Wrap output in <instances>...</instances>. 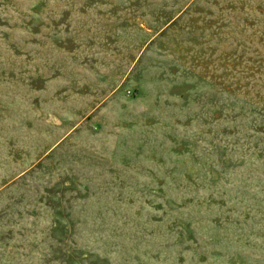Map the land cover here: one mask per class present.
I'll return each instance as SVG.
<instances>
[{"label": "rangeland", "instance_id": "374dc122", "mask_svg": "<svg viewBox=\"0 0 264 264\" xmlns=\"http://www.w3.org/2000/svg\"><path fill=\"white\" fill-rule=\"evenodd\" d=\"M0 264H264V0H0Z\"/></svg>", "mask_w": 264, "mask_h": 264}]
</instances>
